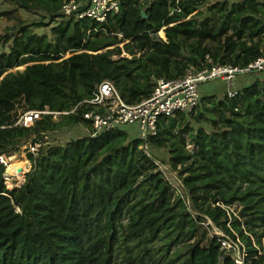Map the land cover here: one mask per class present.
<instances>
[{
	"label": "trees",
	"instance_id": "1",
	"mask_svg": "<svg viewBox=\"0 0 264 264\" xmlns=\"http://www.w3.org/2000/svg\"><path fill=\"white\" fill-rule=\"evenodd\" d=\"M7 1L15 9L0 13L13 23L3 38L9 51L0 56V157L23 152L31 166L3 195L0 163V264H234L208 238L207 221L240 239L248 264H264L258 72L235 76L234 97L227 87L221 97L202 87L191 112L159 118L151 157L125 131L92 137L83 114L94 106L71 112L93 100L104 81L137 104L157 79L180 78L208 59L246 69L264 53V0H122L103 24L59 21L62 0ZM19 11L44 14L54 23L49 36L32 33ZM150 32L159 39L151 40ZM216 82L225 84H205ZM16 105L58 115L14 127ZM82 128L90 135L51 142ZM35 145L37 158L30 152ZM160 151L179 188L160 170L154 155Z\"/></svg>",
	"mask_w": 264,
	"mask_h": 264
},
{
	"label": "built area",
	"instance_id": "2",
	"mask_svg": "<svg viewBox=\"0 0 264 264\" xmlns=\"http://www.w3.org/2000/svg\"><path fill=\"white\" fill-rule=\"evenodd\" d=\"M145 1L152 3L159 0ZM211 1L232 2L235 0ZM121 2L122 0H62L61 18L72 21L89 19L103 24L109 14L118 13ZM159 36L160 33H149L151 40H158ZM1 53L0 50V56ZM248 71L258 72L261 78L260 86L264 87V53L250 63L246 69L215 64L208 59L202 64L200 69L188 71L180 78L173 80L164 77L159 78L155 81L152 94L137 104L126 103L116 85L111 81H104L98 86L97 94L93 100L82 101L71 112H74L79 105L94 106L95 109L83 114L84 120L90 124L92 137L99 134L125 131L130 136H136L141 143L140 149L147 157H151L149 139L157 135L159 118L175 117L177 113L191 112L200 99L198 94L199 86L215 79L224 82L228 88V96L234 97L236 91L231 90V88L234 84L235 76ZM48 115H58V113H52L47 108L41 111L21 112L13 126L31 128L42 117ZM90 134L87 131L84 136H89ZM39 149L40 145L31 146L30 152L37 158ZM0 163L6 168L5 183L11 177L20 176V173L11 174L9 171L7 172L10 163L6 162L4 157H0ZM26 171L27 169L24 167L22 172ZM202 224L207 230L208 238L217 240L222 249L230 253L228 256L234 259V264H248L243 245L238 237L233 239L221 229H217L210 221ZM227 226L230 228V224H227ZM253 245L256 247L254 241ZM259 254L261 253L259 252Z\"/></svg>",
	"mask_w": 264,
	"mask_h": 264
},
{
	"label": "rangeland",
	"instance_id": "3",
	"mask_svg": "<svg viewBox=\"0 0 264 264\" xmlns=\"http://www.w3.org/2000/svg\"><path fill=\"white\" fill-rule=\"evenodd\" d=\"M14 9H15V7L12 4H10L7 0H0V13L6 12V11H12ZM16 17H21L22 19H24L26 21L27 25H30V29H31L32 33H34L38 36H44V35L49 36L50 27L54 26V23H51L49 21V19L42 13H28V12H24V11H19L16 14ZM59 21H69V20H65V19L61 18V19H59ZM12 24H13L12 22H7L3 19H0V47H1L0 50L3 53H7L9 51V48H10V44L4 43L3 38L7 37L11 34L10 27L12 26ZM115 58H117V56H114V59ZM126 58H129V57L126 56ZM20 70H22V68H20ZM120 85H121L123 90H126V88L128 87V83L125 81L121 82ZM202 87L209 88L211 95H216V96L221 97L224 94L223 87L226 88L227 85L222 84L220 82H216L215 84L214 83H208L205 85L202 84L199 86V90H198V94H199L200 98H202L204 96V93L201 92ZM21 111H22L21 108L16 105L14 114H16V115L18 113L20 114ZM79 132L84 133L83 135H85L87 133V130L82 128V129H80L76 132H72L70 134L64 132V133H61V134L55 136L51 140V142H56L59 144V143L64 142L67 139L78 138ZM191 148H192V146L189 145L188 149L191 150ZM154 155H155V158H156V161L159 165L160 170H162L165 173L164 176L167 177L172 182L176 181V183L175 182L174 183L179 188V181L177 180L175 174H173L174 178H172L170 176V174L167 172V166H165L166 164H164L163 160H165L167 158L166 153L164 151H160V152L154 153ZM151 156H152V154H151ZM19 158H20V160H19ZM5 160L8 163H13L16 161H24V162H26L25 168L27 170H28L29 166H31V163L28 162L29 160H27V158L23 152L16 153L13 157H10V158L6 157ZM24 173L25 172H22L19 177H17V176L11 177L9 179V181H7V183L10 184L11 189H13V187L15 185H18V183L23 181ZM14 181H17V183L14 184ZM11 189H9V191ZM230 213H234V215H237L240 218V210L239 209H233L230 211ZM260 231H261L260 232L261 237L259 239L260 245H258V249H259L260 253H263L262 251L264 250V229H260Z\"/></svg>",
	"mask_w": 264,
	"mask_h": 264
},
{
	"label": "bare ground",
	"instance_id": "4",
	"mask_svg": "<svg viewBox=\"0 0 264 264\" xmlns=\"http://www.w3.org/2000/svg\"><path fill=\"white\" fill-rule=\"evenodd\" d=\"M24 167H25V162L24 161H16V162L10 163L8 171L11 174H15V173L16 174H19V173L21 174ZM9 189H11L10 184L9 183H4V185L2 186V194L3 195H7Z\"/></svg>",
	"mask_w": 264,
	"mask_h": 264
},
{
	"label": "crops",
	"instance_id": "5",
	"mask_svg": "<svg viewBox=\"0 0 264 264\" xmlns=\"http://www.w3.org/2000/svg\"><path fill=\"white\" fill-rule=\"evenodd\" d=\"M260 77V76H259ZM81 136H83V134H81Z\"/></svg>",
	"mask_w": 264,
	"mask_h": 264
},
{
	"label": "water",
	"instance_id": "6",
	"mask_svg": "<svg viewBox=\"0 0 264 264\" xmlns=\"http://www.w3.org/2000/svg\"><path fill=\"white\" fill-rule=\"evenodd\" d=\"M21 170V169H20ZM7 172H8V169H7Z\"/></svg>",
	"mask_w": 264,
	"mask_h": 264
}]
</instances>
